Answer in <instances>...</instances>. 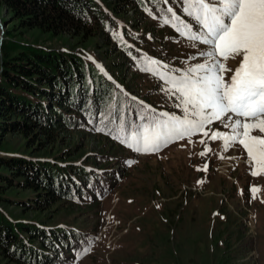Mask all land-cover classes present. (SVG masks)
Segmentation results:
<instances>
[{"label":"rangeland","instance_id":"1","mask_svg":"<svg viewBox=\"0 0 264 264\" xmlns=\"http://www.w3.org/2000/svg\"><path fill=\"white\" fill-rule=\"evenodd\" d=\"M110 15L118 25L106 34L108 47L104 44L105 35L91 36L79 44V37L54 38L36 29H23L6 8L0 6V39L8 32L6 39L12 41L79 52L101 64L108 73L119 76L116 83L122 82L148 103L170 110L169 114L183 116L176 106L179 101L164 90L168 86L158 76L134 73L127 63L119 70L111 66V62H121L128 57V61H132L128 53L135 56L120 45L117 34L130 37L134 47L147 51L162 67H168L167 61L176 64L174 57L181 55L192 58L195 54L192 63H203L205 57L195 56L208 46L173 39L157 45L161 31L169 32L161 22L145 20L135 27L132 11ZM147 31L151 40L145 37ZM152 41L154 43L150 44ZM239 62L238 56L225 62L231 70L225 71L226 81ZM178 63L180 67L186 66L181 61ZM171 72L181 74L182 70L171 69ZM227 119L226 116L205 129L208 137L196 133L170 142L157 152L139 153L137 157L99 136L80 131H56L54 143L46 148L47 158L68 150L71 154L68 160L76 161L79 155L90 156L111 149L110 154L115 155L117 150L116 157L127 156L135 163L120 162V159L114 163L109 161V168H114L109 180L113 187L104 198L92 203L57 202L39 213L22 212L18 206L2 203L0 209L15 219L33 220L46 227L61 225L86 231L88 242H92L91 252L81 257L83 247L80 248L68 259L69 264H264V174L251 175L252 167L241 145L225 150L223 140L210 138L213 132L231 134L230 128L224 127L223 121ZM252 135L264 134L254 131ZM28 143L22 134L11 132L3 137L0 150L40 157V153L29 154ZM202 152L206 155L202 156ZM205 165L206 171L203 170ZM252 187L259 188L255 196ZM28 193L9 191L15 196ZM0 264L13 263L0 256Z\"/></svg>","mask_w":264,"mask_h":264},{"label":"trees","instance_id":"2","mask_svg":"<svg viewBox=\"0 0 264 264\" xmlns=\"http://www.w3.org/2000/svg\"><path fill=\"white\" fill-rule=\"evenodd\" d=\"M104 5L117 16L132 11V25L136 27L145 20L170 18L167 8L178 13L183 4L182 0H168L167 4L164 0H0V6L23 29H36L54 38L79 37V44L91 36L105 35L108 46L104 26L109 17L102 10ZM7 33L0 39V145L5 135L16 132L27 138L29 154L41 156L0 150V203L39 213L57 202L82 205L104 198L113 187L109 180L114 168H109V161L132 159L116 157L118 151L110 154L111 149L75 156L76 161L68 160V150L47 158L46 148L54 143L56 131L99 136L128 155L136 154L112 138L127 135L126 127L120 131L121 124L136 121L137 113L150 114L144 105L156 113L170 110L148 103L122 82L117 87L114 80L119 76L79 52L12 41L6 39ZM161 33L157 45L173 39L172 32ZM111 63L119 70L127 60ZM11 190L29 193L15 196L9 194ZM87 235L76 228L46 227L33 220L15 219L0 209V256L13 264H68L71 254L87 246Z\"/></svg>","mask_w":264,"mask_h":264},{"label":"snow or ice","instance_id":"3","mask_svg":"<svg viewBox=\"0 0 264 264\" xmlns=\"http://www.w3.org/2000/svg\"><path fill=\"white\" fill-rule=\"evenodd\" d=\"M182 4L184 14L198 28L194 31L172 7L167 8L171 16H165L163 23L170 24L189 41L207 45V50L200 52L205 62L181 74H170L161 71L160 62L148 59L141 70L158 76L168 86L164 90L179 101L176 106L183 116L156 113L144 105L150 114L137 113L136 121L121 124L120 131L126 127L127 135L112 138L138 153L149 154L196 133L208 137L206 127L227 116L224 127L230 128L231 134L213 132L210 138L223 140L225 150L241 145L247 152L251 175L264 174V135H252L254 131L264 134V0H182ZM237 56L239 66L226 82L222 73L231 70L226 69L225 62ZM132 163L135 161H129ZM203 170H207L206 165ZM251 192L255 196L259 188L252 187ZM91 243L81 250V257L91 252Z\"/></svg>","mask_w":264,"mask_h":264}]
</instances>
